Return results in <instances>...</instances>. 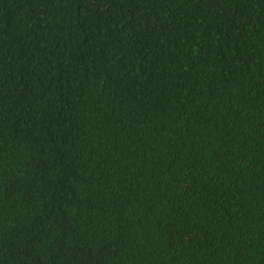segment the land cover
Masks as SVG:
<instances>
[{"label": "trees", "instance_id": "obj_1", "mask_svg": "<svg viewBox=\"0 0 264 264\" xmlns=\"http://www.w3.org/2000/svg\"><path fill=\"white\" fill-rule=\"evenodd\" d=\"M0 264H264V0H0Z\"/></svg>", "mask_w": 264, "mask_h": 264}]
</instances>
